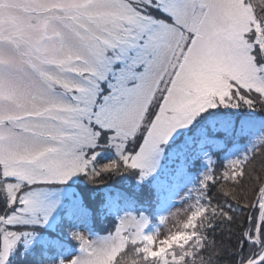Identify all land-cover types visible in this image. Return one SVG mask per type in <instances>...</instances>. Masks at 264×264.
Masks as SVG:
<instances>
[{"label": "snow or ice", "instance_id": "6c2138e0", "mask_svg": "<svg viewBox=\"0 0 264 264\" xmlns=\"http://www.w3.org/2000/svg\"><path fill=\"white\" fill-rule=\"evenodd\" d=\"M0 264H264V0H0Z\"/></svg>", "mask_w": 264, "mask_h": 264}, {"label": "rangeland", "instance_id": "374dc122", "mask_svg": "<svg viewBox=\"0 0 264 264\" xmlns=\"http://www.w3.org/2000/svg\"><path fill=\"white\" fill-rule=\"evenodd\" d=\"M109 184H117V185H119V184H127L128 183V181H126V180H124L123 178H114L112 181H109L108 182ZM80 187H84V188H90V186H86V185H80ZM103 226H106V225H102V227ZM160 227V229H161V232H163V227L162 226H159Z\"/></svg>", "mask_w": 264, "mask_h": 264}]
</instances>
